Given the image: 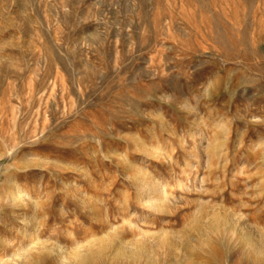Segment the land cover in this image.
I'll return each mask as SVG.
<instances>
[{
    "label": "rangeland",
    "instance_id": "374dc122",
    "mask_svg": "<svg viewBox=\"0 0 264 264\" xmlns=\"http://www.w3.org/2000/svg\"><path fill=\"white\" fill-rule=\"evenodd\" d=\"M0 264H264V0H0Z\"/></svg>",
    "mask_w": 264,
    "mask_h": 264
},
{
    "label": "bare ground",
    "instance_id": "6f19581e",
    "mask_svg": "<svg viewBox=\"0 0 264 264\" xmlns=\"http://www.w3.org/2000/svg\"><path fill=\"white\" fill-rule=\"evenodd\" d=\"M9 100V99H8ZM227 133V132H226ZM16 143V142H15ZM14 147L15 148H17V144H15L14 145ZM21 148V147H20ZM22 151V152H21ZM20 152H21V154H22V156H23V154H24V150L22 149ZM3 156H8V157H11V158H14V151L13 152H10L9 150H7V153H5ZM17 156V155H16ZM21 156V157H22ZM20 157V156H19ZM15 159V158H14ZM171 176H170V178H166V179H163V181L162 182H160V184L158 183V186H159V189H157L155 186L157 185V183H156V181H154V180H150L149 181V183H147L146 185H145V188H146V194H148V196H150V198H151V200H149V201H147L148 202V204H150L151 205V207L153 208V209H157V210H159V208L162 206V203H165V202H167L169 199H168V192H169V190H170V188H171V186H170V179H172L173 178V176H172V173L170 174ZM142 178H140V179H142L143 181H147V178L145 177V174H142V176H141ZM140 179H137L136 181H140ZM158 181V180H157ZM181 181V180H180ZM143 183V182H142ZM140 185V184H139ZM138 185V186H139ZM142 187H140V189H141ZM155 189V190H154ZM158 200L160 201V202H158ZM151 201H153V202H151ZM161 203V204H160Z\"/></svg>",
    "mask_w": 264,
    "mask_h": 264
}]
</instances>
